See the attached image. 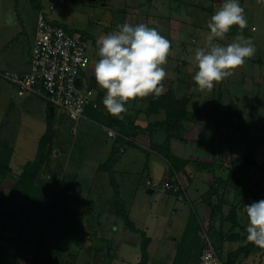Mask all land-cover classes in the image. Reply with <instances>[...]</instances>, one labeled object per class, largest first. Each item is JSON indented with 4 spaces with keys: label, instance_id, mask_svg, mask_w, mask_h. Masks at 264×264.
Masks as SVG:
<instances>
[{
    "label": "rangeland",
    "instance_id": "obj_1",
    "mask_svg": "<svg viewBox=\"0 0 264 264\" xmlns=\"http://www.w3.org/2000/svg\"><path fill=\"white\" fill-rule=\"evenodd\" d=\"M131 1L42 0L40 2L52 21L61 23L69 29H82L88 32L89 37L86 40L90 67H95V63L100 57L94 41L116 30V26L125 21L133 25L138 24L136 18L129 17L131 14L127 13L137 7L134 6L136 0ZM140 1L142 4L140 10L143 7H148L149 4L156 3L154 10L159 12L156 13L158 15L156 27H161L162 24H172V30L164 32L161 29L160 32L157 29L162 36L170 41L167 62L163 65L167 75L161 81L162 88H164L162 92H167L172 87L173 94L179 97L191 96L189 109L192 111L213 103L211 101L217 99L221 93L223 94V105L227 106L231 100L237 101L242 118L256 124L255 127L250 128L253 142L250 149L254 150L258 163L264 164V0H243L241 6L244 8L247 26L243 30L240 29L241 35L230 30L223 39L216 38L218 41L214 40L215 43L226 45L232 43L238 36H243V38H250L253 41L256 51L252 57L246 58L243 65L232 69L229 76L216 82L211 90L200 89L193 80L197 70L194 55L198 48L206 45L210 35V30L207 27L208 21L222 4L213 0V8L211 2H204L205 10H203L195 9L198 4L193 7L187 1L183 3L180 0ZM30 4L29 0H17L16 12L19 10L18 13H22L15 17L19 31L14 34L16 40L12 41H16L15 43L5 45L3 41L0 42L1 73H26L31 69V54L36 37V15ZM25 6L28 9H25ZM28 10L34 11V13L24 14ZM19 15L22 18H19ZM187 15H192V17ZM168 18H171L172 22H168ZM142 20L140 18L139 22L143 23ZM23 21H26L25 28L19 25ZM179 24H182L186 29L177 31L176 27ZM188 30L191 37L182 41V38L186 37L184 32H188ZM6 35L0 33V36ZM14 48L17 55H12ZM24 66L26 68L20 70ZM86 82H88L87 79ZM88 89L85 87L81 93L86 95ZM16 91L15 85L5 78L2 79L0 82V144L7 142L13 149L12 152L7 153L10 154L8 157L13 168V172L10 174H14L12 176L7 174L6 177L0 176L1 195L8 194L23 165L35 158L39 139L47 125L48 112L45 102L35 95L20 96L15 93ZM137 106L135 98L129 100V103L126 104L127 112L122 113L121 116L127 120L128 117L137 119ZM55 110L56 116L61 117L63 110L59 107H55ZM164 116V113L155 116L139 113V119L148 120L149 123L160 121ZM63 120L58 123L68 125L74 123V132H78L80 135L73 133L74 136L68 133L64 125L60 124L57 127L56 120L55 140L57 142L63 140V147L77 155L78 161H72V165L79 167L77 169L82 171L81 173L87 180L92 178L94 180L98 177L95 175L100 171L99 167L106 164L110 155L100 149L97 143L101 138L102 146L106 149L111 146L112 138L107 135V131L103 127L97 126L89 119L72 121L67 115ZM96 132L100 137L95 134ZM153 133L154 141L164 142L166 140L165 129L158 128ZM149 136L144 134L137 138V142L142 146L147 145L146 143L150 140ZM171 141L172 154L181 156L190 162L182 171H172V165L167 157L163 156L158 149L146 148L147 150H144L128 147L125 153L118 155L114 172L120 183L119 198H123L129 205L133 203L134 215L130 218L135 222V226H137V221H145L147 218L154 224L157 223L158 228H163L162 233L156 232L153 233L154 235H149L148 230L145 231L146 228L144 227V230L143 225L139 224L140 230H144L145 234L138 232V235L124 226L123 220L115 214L117 196L111 188L109 174L104 171L103 175L107 174L108 176L106 177L107 182H104L107 187L103 194H100L102 190L100 185V188L95 187L94 199H92L94 193L87 198L88 191L83 186L82 178L74 179L81 203L78 209L79 218L74 227L73 224L69 226L73 230L75 229L73 232L61 235L54 225L58 224L57 220L56 223L54 222L48 227L43 242H40L35 238L29 239L28 231L19 232L18 223L15 221L0 223V264H33V259L38 253L40 256L43 254L49 258L52 264H141L142 252L139 246L148 237L151 241L154 240L153 243H149L154 247L151 255L152 262L148 255V264H174L176 257L177 261H187L189 255L185 249L184 236L187 232L185 227L188 217H195L200 222L208 223L211 214L210 204L217 206L221 202V196L224 195V188L227 190V186H222L212 194L210 186L215 184V181L216 183L220 181V177L226 178L230 168L240 166L243 161H241V157L248 155L249 151L246 148V139L238 132L219 130L216 125H208V121L202 117L198 118L195 123L188 124L181 139L173 138ZM59 153L62 155V149L59 150ZM147 159L148 167L153 170L152 178H149L147 174L149 171L145 172ZM198 162H214L216 165L213 170L215 175L211 171L200 170L196 165ZM124 170L127 172L126 175H118L120 171ZM250 173L253 175L254 182L260 178L259 187L260 185L264 186L263 170L252 167ZM154 182H159L160 185L154 188L153 194H149L147 190L153 188L149 184L152 185ZM165 182L172 185V192L166 190ZM249 185L250 183H248ZM174 188H178V190L175 191ZM183 190H186L187 193L182 194ZM235 195L234 188L229 186L225 193V199H223L225 200L224 204L222 203L221 206L225 215L229 213L230 204L235 201ZM261 196L264 198V191ZM19 202L28 203L29 201L23 199ZM238 215L242 217L244 213L239 211ZM224 226L226 230H230L231 223L228 221ZM60 228L62 229V227ZM127 236L131 237L127 238ZM137 236L138 239L133 240ZM204 237L206 238V233L202 232L201 238ZM131 241L135 244L138 241V247L129 248L127 243H131ZM243 243L245 242L241 244ZM179 246H182L183 249L178 252ZM225 246L227 250H235L238 243L226 241ZM197 251L198 247L195 248V252ZM259 252L248 256L241 264H264V256H261ZM39 264L42 263L39 262Z\"/></svg>",
    "mask_w": 264,
    "mask_h": 264
},
{
    "label": "trees",
    "instance_id": "obj_2",
    "mask_svg": "<svg viewBox=\"0 0 264 264\" xmlns=\"http://www.w3.org/2000/svg\"><path fill=\"white\" fill-rule=\"evenodd\" d=\"M30 3L33 8H39L41 6L40 0H30ZM45 17L50 19L47 14H45ZM59 24L64 27L69 34L79 35L83 41L87 42L86 39L89 37L87 31L82 29L73 30L61 23ZM230 30L241 35V30L237 25L231 26ZM94 43L96 45V40ZM96 49L98 50V48ZM85 75L86 73L81 74L84 82H86ZM91 79V89H96L97 83L95 76H92ZM84 86L86 87L87 85ZM83 89L80 90V92H82ZM162 89L164 88H162L161 84L159 96L149 94L145 97L146 108L143 112L150 115L164 113L165 116L162 120L152 121L144 127L137 124L134 117H128L127 120L123 117L118 118L117 116L111 115L102 103L104 97L102 90H99L97 95L98 107H94V102L91 100L89 101L84 117L91 119L97 124L103 125L104 130L107 131L108 136L113 140L106 164H102L99 167L100 171L95 175L98 177L94 178V180L93 178L87 180L85 175L81 173L82 171L77 169L79 167L72 165L71 160L73 157H77V155L73 151L63 147V140L59 142L55 140L57 128L55 127V120L54 116H52L51 108H55L56 106L49 103L46 129L39 139L35 158L23 165L22 170L19 172L8 194H0V223L15 221L18 223L19 232L28 231L29 239L35 238L40 242H43L48 227L54 224V222L56 223L57 220L58 224L56 223L54 225L61 235L67 232H73L75 229L73 230L72 227L70 228L69 226L73 224L74 227L76 220L79 218L78 209L81 203L77 193L78 190L74 185V179L82 178L83 186L86 191H88L87 198L94 193L92 195V199H94L96 194L95 187H102L100 194H103L105 187H107L104 184V182H107L106 177H108L107 174L103 175L105 171L110 176L111 188L115 196H117L114 208L115 214L123 220L125 227L134 232L145 234L144 231L135 226V222L130 218L129 206L131 205L123 198H119L121 193V190H119L120 183L114 173L118 155L120 153H125L128 147L141 148L144 150H147L146 148L152 150L158 149L163 156L167 157L169 163L172 165V171H182L190 162L181 158V156L172 154L173 152L170 145L171 140L173 138L181 139L188 124L192 122L195 123L198 118L202 117L208 121V125H216L219 130L226 129L236 133L238 132L246 139V148L249 154L245 155L243 158L241 157V161H243L240 166L237 165L230 168L226 178L220 177V181H217V183L215 181V184L213 183L210 186L212 194L216 193L222 186H227V190L229 186L234 188L236 192L235 201L231 202L229 213L225 215L224 210L221 208L222 203L224 204L223 201L225 200L223 199H225V193L227 191L226 188H224V195L221 196V202L217 206H215V204H210L211 214L208 223L205 221L200 222L196 218L198 226L196 225L197 229H194L196 231L193 236H190L187 245V239H184V241L186 240L185 249L189 255L187 261H177L176 257L174 264H198L202 251L204 248L208 247V245L216 249L223 264H241L245 258L259 251L261 256H264V246L248 239V218L244 212L245 204L264 199L261 196L264 191V186H258L260 178L254 182L253 175L250 173L252 167L264 171V164L258 163L254 150L250 149L253 145L250 128L255 127L256 124L247 122L242 118L237 101L231 100L227 106L223 105L222 93L217 96V99L211 101L213 103H209L206 106L192 111L189 109L191 96L179 97L173 94L172 87L167 92H162ZM137 115L138 114H136V118ZM158 128L162 130L165 129L167 137L164 142L153 140V131ZM139 134L150 135L149 146V142L144 146L137 142ZM0 146V176L6 177L7 174L9 175L13 172L8 157L10 154L7 153L12 152L13 149L11 147L9 148L10 145L7 142L0 144ZM60 149H62V155L59 153ZM68 156H70L69 162L63 159ZM196 165L200 170L205 169L211 171L212 174L215 175V171L213 170H215L216 165L214 162H198ZM145 172H147V168H145ZM126 173L127 172L124 170L120 171L118 175L123 176L124 174L126 175ZM13 174L14 173H12V175ZM147 174L149 175L148 172ZM248 183H250L249 186ZM149 185L150 187L153 186L154 189L159 186L160 183L154 182L152 185ZM166 190L172 192V190ZM181 193L185 194L187 191L183 190ZM23 199L29 202H19ZM237 200H239L238 203H236ZM239 211H242L244 216L239 217ZM218 216L220 217L217 218ZM228 221L231 223L230 230H226L224 226ZM60 227H62V229ZM198 232L201 235L202 232L206 233V238H201ZM188 233L189 231L186 232L185 238H187ZM144 241L145 242L140 246L142 252L140 262L141 264H148V245L151 239L148 237L145 238ZM226 241L238 243V247H236L235 250H227L225 246ZM242 242L245 243L241 244ZM196 247H198L197 252H195ZM181 249H183L182 246H179L178 252ZM33 261V264H39V262L42 264H52L49 258H46L43 254L40 256L39 253L34 257Z\"/></svg>",
    "mask_w": 264,
    "mask_h": 264
},
{
    "label": "clouds",
    "instance_id": "obj_3",
    "mask_svg": "<svg viewBox=\"0 0 264 264\" xmlns=\"http://www.w3.org/2000/svg\"><path fill=\"white\" fill-rule=\"evenodd\" d=\"M233 25L241 30L247 26L244 8L240 0H223L208 21L210 35L206 45L195 51L197 70L193 80L202 90H211L256 51L253 41L243 36L226 45L214 42L216 38L223 39ZM96 45L100 59L95 63L94 75L106 90L102 103L111 115L122 118L127 102L136 97L159 96L161 81L167 75L163 65L170 41L155 27L125 21L97 39ZM244 212L248 218V239L264 246V199L245 204Z\"/></svg>",
    "mask_w": 264,
    "mask_h": 264
},
{
    "label": "built area",
    "instance_id": "obj_4",
    "mask_svg": "<svg viewBox=\"0 0 264 264\" xmlns=\"http://www.w3.org/2000/svg\"><path fill=\"white\" fill-rule=\"evenodd\" d=\"M87 42L79 35L69 34L59 23L41 14L38 18L35 44L31 54V69L26 73H0L17 88V94L40 95L56 107L66 110L72 119L85 116L90 101L80 92L77 79L89 72L90 57ZM166 189L172 190L169 182ZM175 191L178 188H174ZM198 264H223L213 246L202 251Z\"/></svg>",
    "mask_w": 264,
    "mask_h": 264
},
{
    "label": "crops",
    "instance_id": "obj_5",
    "mask_svg": "<svg viewBox=\"0 0 264 264\" xmlns=\"http://www.w3.org/2000/svg\"><path fill=\"white\" fill-rule=\"evenodd\" d=\"M41 2H42V0H40ZM189 2L190 4H191V6H195L196 4H198V5H196L197 7L195 8V9H203V10H205V5H203V3L204 2H211L210 4L212 5L214 2H213V0H180V2ZM242 1L243 0H240V3L242 4ZM249 1H251V0H249ZM256 1V0H255ZM29 2H30V0H29ZM40 2V7L39 8H33L34 10H35V13H34V11H26L24 14H27V15H30V13H34L35 15H36V26H35V33H36V29H37V21H38V18H39V16L41 15V14H47L48 12H45L44 10H43V5H42V3ZM130 2H132L131 0H130ZM215 2H217V3H223V0H215ZM17 0H0V33H5V34H7L6 36H0V42H4V44L5 45H10L12 42H14V41H12V40H16V37H15V35L14 34H16L15 32H17V31H19V29L17 28V21H16V19H15V17H17L18 16V14H22L21 12L20 13H18L19 12V10H17V12H16V8H17ZM133 4V3H132ZM156 4V3H155ZM155 4H149V6L148 7H143L141 10L139 9L141 6H142V4H141V1L140 0H136V3L134 4V6H137V7H135L134 9H131V10H129L127 13L128 14H131V16L129 15V17H135L136 18V22L139 24V23H142V22H139V20H140V18L141 19H143L142 21H143V23L144 24H146V25H148L149 27H155L156 29H158L159 31L162 29L164 32H166V30H172V24L171 25H167V24H162V26L161 27H156L157 25H156V23L158 22V13L159 12H155ZM201 4V5H200ZM31 5V4H30ZM215 5V4H214ZM32 6V5H31ZM33 7V6H32ZM212 7H213V5H212ZM19 8H20V6H19ZM153 8V9H152ZM214 8V7H213ZM25 9H28L27 8V6H25ZM211 9V8H210ZM212 10V9H211ZM13 12H14V14H13ZM13 15H12V14ZM17 13V14H16ZM157 13V14H156ZM190 13H192V14H194L193 12H190ZM47 15H49V14H47ZM50 16V15H49ZM154 16H156L157 18H155ZM187 16H190V17H192V15H187ZM202 17V16H201ZM19 18H22V16L21 15H19ZM171 18H173V17H171ZM171 18H168L167 19V21L168 22H172L171 21ZM131 20H132V18H131ZM135 22V23H136ZM176 23V22H175ZM179 23V22H178ZM192 23H194V22H192ZM19 25L22 27V28H25L26 27V21H23L22 23H19ZM246 28V27H245ZM254 28V27H253ZM2 29V30H1ZM176 29H177V31L178 30H185L186 29V27H184L183 28V25L182 24H179L177 27H176ZM255 30V29H254ZM161 32V31H160ZM185 34H186V37H184V38H182V41H184L186 38H188V37H191V36H189V33H190V31L188 30V32L187 31H185L184 32ZM217 40V39H216ZM218 41V40H217ZM16 42V41H15ZM14 42V43H15ZM184 43V42H183ZM191 54V53H190ZM12 55H17L16 54V50H15V48L12 50ZM191 56H193L192 54H191ZM195 56V55H194ZM22 62V61H21ZM18 63V62H17ZM1 68V67H0ZM26 68V66H24V67H22V69H20V70H24ZM29 68H30V63H29ZM93 72H94V66H91L90 68H89V72H87L86 73V79L88 80V82H84L83 81V87L85 88V86L84 85H87L86 87L88 88L89 87V89H88V93L86 94L89 98H90V100L91 101H93L94 102V107H98V101H97V92H98V89H102L101 88V86L99 85V84H97V87H96V89L94 88V89H91V83H92V79H91V77L92 76H94V74H93ZM1 73V72H0ZM90 78V79H89ZM2 81V80H1ZM0 81V82H1ZM83 87H82V89H83ZM81 89V90H82ZM84 90V89H83ZM104 92V95H105V91L106 90H103ZM16 94H17V91L15 92ZM32 95H35V96H37L38 98H40V99H42L43 100V102H45V104H46V108H47V112H48V108H49V102H48V100L46 99V98H44V97H42V96H40V95H37V94H34V93H27V94H25L24 95V97H29V96H32ZM85 95V94H84ZM146 97V96H145ZM145 97H141V99H140V97H136L135 99H136V102H137V104H138V106H137V109H138V111L136 112V114H138L137 116V119H136V123L137 124H139V125H141V126H146L149 122H148V120H146L145 121V119L144 120H142V119H139V113H144L143 112V110L145 109V107H146V102H145ZM128 103H129V101H128ZM127 103V104H128ZM60 108V107H59ZM62 109V108H61ZM63 111H62V113H63V117H62V113H61V117H59V116H56V110H55V108H54V110H53V112H51L52 113V116H54V120H55V127H56V120H57V127H58V125H64V127L67 129V131H68V133H71L72 135H74L73 133H75L74 132V123H71V125H68V124H65V123H58V122H63L64 120H63V118L65 119V117L68 115V113L64 110V109H62ZM66 113V114H65ZM48 114H49V112H48ZM146 114V113H145ZM153 116H155V114H152ZM48 116V115H47ZM68 117L72 120V121H75L74 119H72L69 115H68ZM47 118V117H46ZM89 119V118H87V117H83L82 119ZM79 120H81V119H79ZM89 120H91V119H89ZM92 121V120H91ZM93 122V121H92ZM95 123V122H94ZM97 126H100V127H103V125H100V124H97V123H95ZM66 125V126H65ZM56 127V128H57ZM104 128V127H103ZM106 128V127H105ZM76 135H80V134H78V132L77 133H75ZM96 135H98V133L96 132L95 133ZM108 135V134H107ZM143 134H139L138 135V138H140V136H142ZM75 136V135H74ZM82 136V135H81ZM99 136V135H98ZM100 137V136H99ZM150 139V138H149ZM100 140V142H98L97 144H98V147L100 148V149H103V150H105L106 152H107V154H110V147H106V149L102 146V143H101V138L99 139ZM148 142H150V140L148 141ZM172 142V141H171ZM76 143H78V140H76ZM9 144V143H8ZM96 144V145H97ZM112 144H113V141H112ZM111 144V145H112ZM10 145V144H9ZM9 147H11V146H9ZM0 148H1V146H0ZM12 148V147H11ZM150 158L152 157L151 155L149 156ZM69 158H70V156H68V157H66V158H63V159H65V160H67L68 162L70 161L69 160ZM77 161L78 159H77V157L75 156V157H73V159L71 160V161ZM146 162H147V164H146V166H145V168H147V171H149V178H152L151 176H153V174L151 175V173H152V168H149L148 167V159L146 160ZM11 163V162H10ZM117 164V163H116ZM11 165V164H10ZM20 166H21V164H20ZM12 167V166H11ZM22 167V166H21ZM11 176H12V174H10ZM125 175V174H124ZM149 190V189H148ZM147 190V191H148ZM150 194V193H149ZM130 207V216H133L134 215V212L132 211L133 210V203H131V206H129ZM135 214H137V213H135ZM138 215V214H137ZM136 221V220H135ZM124 223V222H123ZM139 224H142L143 225V229H144V227L146 228V230L145 231H147L148 230V233H149V235H154L153 233H156V232H163V228H158L156 225H157V223H153L150 219H147L146 218V220L145 221H137V228L138 229H140V225ZM159 224V223H158ZM159 225H161V224H159ZM196 225H197V221H196V218L195 217H191V216H189L188 217V219H187V223H186V230L187 231H189V233H188V235H187V238H185V236H184V239H187V241H186V245H187V243L189 242L188 240H190V236H193L194 235V233H195V231L196 230H194L195 228H196ZM127 229V228H126ZM143 230V231H144ZM145 231H144V233H145ZM133 232V231H132ZM133 233H136V234H138V232H133ZM164 234L166 235L167 234V232L165 231L164 232ZM164 234H163V236H164ZM139 235V234H138ZM128 237H131V236H127V238ZM135 237V236H134ZM151 237V236H150ZM152 238V237H151ZM129 239H131V238H129ZM128 239V240H129ZM136 239H138V236L136 237V238H133V240H136ZM153 239V238H152ZM127 241V240H126ZM176 241H178V240H176ZM154 242V240H152L151 242H150V244L151 243H153ZM131 243H132V241H131ZM127 243V246L129 247V248H137L138 247V245H139V243H138V241H136V244L135 243ZM149 244V246H148V252H149V256H150V260H151V262H152V257H151V255H152V252H153V250H152V248L154 247V245H150ZM137 246V247H136ZM158 246H160V244H158ZM140 247V246H139ZM161 247V246H160ZM156 248V247H155Z\"/></svg>",
    "mask_w": 264,
    "mask_h": 264
},
{
    "label": "water",
    "instance_id": "obj_6",
    "mask_svg": "<svg viewBox=\"0 0 264 264\" xmlns=\"http://www.w3.org/2000/svg\"><path fill=\"white\" fill-rule=\"evenodd\" d=\"M1 80H2V79L0 78V81H1ZM77 85H78L79 88L82 87V85H83V78H82V77H79V78L77 79ZM51 109H52V112H53L54 108H51ZM148 193L152 194V193H153V190H152V189L148 190Z\"/></svg>",
    "mask_w": 264,
    "mask_h": 264
}]
</instances>
